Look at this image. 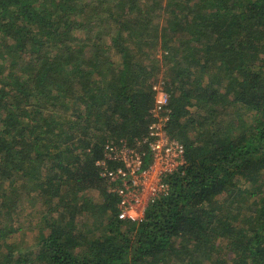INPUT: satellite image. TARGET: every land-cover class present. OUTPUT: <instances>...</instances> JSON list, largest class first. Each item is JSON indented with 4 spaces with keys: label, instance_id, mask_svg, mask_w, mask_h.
<instances>
[{
    "label": "trees",
    "instance_id": "16d2710c",
    "mask_svg": "<svg viewBox=\"0 0 264 264\" xmlns=\"http://www.w3.org/2000/svg\"><path fill=\"white\" fill-rule=\"evenodd\" d=\"M154 86L184 162L130 222L97 162ZM0 264H264V0H0Z\"/></svg>",
    "mask_w": 264,
    "mask_h": 264
},
{
    "label": "built area",
    "instance_id": "2783aa9c",
    "mask_svg": "<svg viewBox=\"0 0 264 264\" xmlns=\"http://www.w3.org/2000/svg\"><path fill=\"white\" fill-rule=\"evenodd\" d=\"M154 86L156 90L154 107L151 109L155 120L148 126V134L143 142L148 144L150 151L149 162L145 165V151L139 149L141 143L135 147H128L123 143L120 148L107 142L105 150L109 159H120L122 164L115 170H107L104 159L97 164L103 168L101 174L110 181L119 182L109 191L118 197L117 217L121 220L135 222L144 213L148 201L153 198L158 191L164 190L162 175L179 168L183 162V146L174 139H171L163 129L168 119L169 109L166 107L167 96ZM167 186V185H166Z\"/></svg>",
    "mask_w": 264,
    "mask_h": 264
},
{
    "label": "rangeland",
    "instance_id": "374dc122",
    "mask_svg": "<svg viewBox=\"0 0 264 264\" xmlns=\"http://www.w3.org/2000/svg\"><path fill=\"white\" fill-rule=\"evenodd\" d=\"M118 59V57H117ZM119 60V59H118ZM162 75H158V79H157V83H155L154 85H159L161 84L162 82ZM90 195L92 196V199L95 201V202H98L100 200V197L98 195V192L96 190H93V191H90ZM22 219V218H21ZM91 220L89 221V224H91ZM93 223V221H92ZM91 228V227H90ZM34 232L30 231L27 229V232L25 234H21L19 235L20 237H22L21 239H19L18 241L21 242L22 240H26V241H32L33 238H34Z\"/></svg>",
    "mask_w": 264,
    "mask_h": 264
},
{
    "label": "crops",
    "instance_id": "0c3cea01",
    "mask_svg": "<svg viewBox=\"0 0 264 264\" xmlns=\"http://www.w3.org/2000/svg\"><path fill=\"white\" fill-rule=\"evenodd\" d=\"M117 214H118V212H117Z\"/></svg>",
    "mask_w": 264,
    "mask_h": 264
}]
</instances>
